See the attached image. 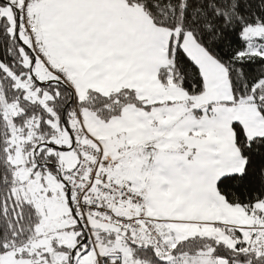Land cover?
I'll list each match as a JSON object with an SVG mask.
<instances>
[{
  "label": "snow or ice",
  "instance_id": "snow-or-ice-1",
  "mask_svg": "<svg viewBox=\"0 0 264 264\" xmlns=\"http://www.w3.org/2000/svg\"><path fill=\"white\" fill-rule=\"evenodd\" d=\"M0 264H264V0H0Z\"/></svg>",
  "mask_w": 264,
  "mask_h": 264
}]
</instances>
